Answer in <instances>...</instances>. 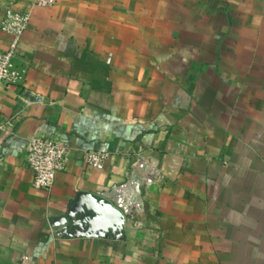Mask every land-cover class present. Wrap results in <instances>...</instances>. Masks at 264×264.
Listing matches in <instances>:
<instances>
[{"label":"crops","instance_id":"crops-1","mask_svg":"<svg viewBox=\"0 0 264 264\" xmlns=\"http://www.w3.org/2000/svg\"><path fill=\"white\" fill-rule=\"evenodd\" d=\"M32 1L0 0V23L31 14L0 87V264H264V0ZM39 136L70 149L49 191ZM78 192L121 210L119 238L53 224Z\"/></svg>","mask_w":264,"mask_h":264},{"label":"built area","instance_id":"built-area-1","mask_svg":"<svg viewBox=\"0 0 264 264\" xmlns=\"http://www.w3.org/2000/svg\"><path fill=\"white\" fill-rule=\"evenodd\" d=\"M57 0H33L34 7H48ZM31 17L29 11L7 10L0 23V30L10 36L6 49H0V87L18 84L23 75L13 63L19 39L27 28ZM13 123L0 121V135H11ZM69 146L66 142L49 137H32L28 141L26 166L33 173V186L37 190L49 191L56 174L65 170L69 158ZM109 153L101 150L88 151L83 159L85 166L95 170L104 168Z\"/></svg>","mask_w":264,"mask_h":264},{"label":"water","instance_id":"water-1","mask_svg":"<svg viewBox=\"0 0 264 264\" xmlns=\"http://www.w3.org/2000/svg\"><path fill=\"white\" fill-rule=\"evenodd\" d=\"M125 217L121 210L102 197L78 192L65 215L53 220L64 226L62 233L69 237L119 238Z\"/></svg>","mask_w":264,"mask_h":264}]
</instances>
